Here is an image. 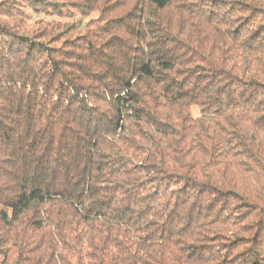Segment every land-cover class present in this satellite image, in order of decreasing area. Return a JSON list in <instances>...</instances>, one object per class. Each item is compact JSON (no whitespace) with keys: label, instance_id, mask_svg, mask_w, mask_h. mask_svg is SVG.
I'll list each match as a JSON object with an SVG mask.
<instances>
[{"label":"trees","instance_id":"1","mask_svg":"<svg viewBox=\"0 0 264 264\" xmlns=\"http://www.w3.org/2000/svg\"><path fill=\"white\" fill-rule=\"evenodd\" d=\"M0 264H264V0H0Z\"/></svg>","mask_w":264,"mask_h":264},{"label":"rangeland","instance_id":"2","mask_svg":"<svg viewBox=\"0 0 264 264\" xmlns=\"http://www.w3.org/2000/svg\"><path fill=\"white\" fill-rule=\"evenodd\" d=\"M27 14H28V16L30 17V19H40V18H42V19H46L45 18V16L44 15H42V14H40V15H35V14H30V13H28V12H26ZM48 19V18H47ZM86 20V18L85 19H83V21H85Z\"/></svg>","mask_w":264,"mask_h":264}]
</instances>
